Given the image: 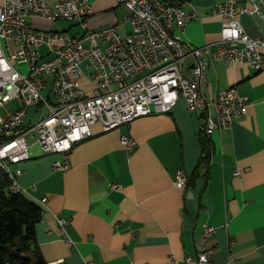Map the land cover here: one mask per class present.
<instances>
[{"label":"crops","instance_id":"0c3cea01","mask_svg":"<svg viewBox=\"0 0 264 264\" xmlns=\"http://www.w3.org/2000/svg\"><path fill=\"white\" fill-rule=\"evenodd\" d=\"M90 1L89 30L119 25L127 14L124 6L109 0ZM225 1L178 0L186 11L196 9L200 15L181 37L196 47L218 42L224 21L209 13ZM252 2L238 0V5L251 7ZM240 20L252 36L260 34L255 17L243 14ZM120 31L127 34L130 28L121 26ZM46 80L43 95L53 99V79ZM82 85L89 94L97 87L89 76ZM233 87L252 105L229 129L209 138L203 131L204 115L189 111L180 100L172 112L146 116L129 126L105 131L101 123L95 124L93 136L74 147L68 171L54 168L63 155H45L36 139H30L31 159L19 165L23 174L18 181L21 192L37 203L48 198L36 228L45 260L167 264L172 258L196 256L205 244L213 264H264V70L257 72L249 64H212L207 97ZM22 106V100L14 99L2 108L5 114L0 113L8 115ZM43 109L28 108L26 124L40 120ZM124 134L136 140L133 152L125 148ZM206 140L213 150L208 171L199 170ZM237 170L242 175H236ZM180 171L189 178L184 189L176 187ZM62 218L68 220L65 233L60 231ZM207 225L216 229L209 237Z\"/></svg>","mask_w":264,"mask_h":264},{"label":"built area","instance_id":"2783aa9c","mask_svg":"<svg viewBox=\"0 0 264 264\" xmlns=\"http://www.w3.org/2000/svg\"><path fill=\"white\" fill-rule=\"evenodd\" d=\"M109 1L124 6L126 16L119 25L92 31L88 28L90 0H0V108L14 99L23 102L16 112L0 113V178L7 176L15 192L22 191L19 165L31 159L30 139H36L45 155H63L54 168L68 171L74 147L93 136L97 123L111 131L146 116L170 113L184 100L189 111L204 115L203 131L212 136L229 129L252 105L235 87L211 99L205 88L208 70L217 62L264 70V0H253L251 7L239 6L238 0L213 6L209 14L224 21L221 38L203 47L181 37L200 15L196 9L186 11L178 0ZM243 14L256 18L259 35L246 30L240 20ZM34 20L51 25L67 21L84 32L72 36L71 28L45 30L35 26ZM121 26H128L130 32L122 33ZM48 76L53 79V99L43 95ZM87 76L97 84L93 94L82 85ZM34 105L43 106V116L28 125V108ZM122 141L129 152L134 151L137 143L130 134H124ZM188 181V175L180 171L176 187L184 189ZM39 202L45 207L48 198ZM59 222L65 233L68 220ZM215 231L207 225L206 237ZM167 264L213 262L204 244L196 256L183 261L172 258Z\"/></svg>","mask_w":264,"mask_h":264},{"label":"trees","instance_id":"16d2710c","mask_svg":"<svg viewBox=\"0 0 264 264\" xmlns=\"http://www.w3.org/2000/svg\"><path fill=\"white\" fill-rule=\"evenodd\" d=\"M206 138H209L206 135ZM212 147L204 141L199 170L210 167ZM198 176V175H197ZM43 207L23 192L11 189L7 176L0 178V264H49L37 247L36 228Z\"/></svg>","mask_w":264,"mask_h":264},{"label":"rangeland","instance_id":"374dc122","mask_svg":"<svg viewBox=\"0 0 264 264\" xmlns=\"http://www.w3.org/2000/svg\"><path fill=\"white\" fill-rule=\"evenodd\" d=\"M31 22H32V20H31ZM34 25L38 26L41 29H45V30L53 29L54 27L63 28V29H70L71 28V30L69 31V34L72 36H76V35L78 36V35L83 34V32H84V30L81 28L80 25H75V24H72L71 22H67V21H60L56 24L50 25L49 23L44 22V21L34 20ZM92 31H94V30H92ZM43 50H45V49H43ZM22 71L25 73L27 72L26 66H23ZM0 112L5 114L4 109H2V108H0Z\"/></svg>","mask_w":264,"mask_h":264},{"label":"water","instance_id":"95a60500","mask_svg":"<svg viewBox=\"0 0 264 264\" xmlns=\"http://www.w3.org/2000/svg\"><path fill=\"white\" fill-rule=\"evenodd\" d=\"M61 30L60 29H54V32H60Z\"/></svg>","mask_w":264,"mask_h":264}]
</instances>
